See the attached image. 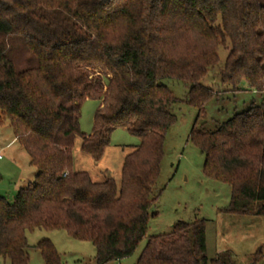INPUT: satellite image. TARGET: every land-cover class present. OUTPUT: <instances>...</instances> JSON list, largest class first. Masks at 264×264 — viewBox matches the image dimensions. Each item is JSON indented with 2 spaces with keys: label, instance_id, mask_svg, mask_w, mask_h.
Instances as JSON below:
<instances>
[{
  "label": "trees",
  "instance_id": "1",
  "mask_svg": "<svg viewBox=\"0 0 264 264\" xmlns=\"http://www.w3.org/2000/svg\"><path fill=\"white\" fill-rule=\"evenodd\" d=\"M221 48L222 85L237 92L245 83L263 102L211 131L198 122L217 96L203 81ZM168 79L199 111L190 140L205 156V176L232 189L225 212L264 217V0H0V125L10 123L37 171L12 202L0 197V258L29 264L27 233L35 230L92 243L97 264L136 252L176 123ZM87 100L101 102L90 136L80 127ZM118 129L140 139L120 185L109 174L95 182L73 172L78 138L98 163ZM36 249L45 264H62L50 241ZM136 264L231 263L208 258L205 222L197 221L149 238Z\"/></svg>",
  "mask_w": 264,
  "mask_h": 264
},
{
  "label": "rangeland",
  "instance_id": "2",
  "mask_svg": "<svg viewBox=\"0 0 264 264\" xmlns=\"http://www.w3.org/2000/svg\"><path fill=\"white\" fill-rule=\"evenodd\" d=\"M228 51L220 49V64L203 81L217 96L204 107L198 124L215 130L234 115L251 106H259L263 97L248 89L244 83L235 92L222 85L219 68L225 65ZM178 103L174 106L176 123L170 128L164 143V158L158 190L159 201L150 210L147 239L129 258L111 264H136L147 240L170 234L179 222L192 224L204 221L209 259L221 258L231 264H264V217L254 214L230 215L225 211L231 203L232 189L223 182L204 174L205 156L190 140L199 111L186 101L187 89L173 80H164ZM100 101L87 100L82 107L80 127L90 136ZM78 138L73 149V172H86L95 182H102L109 174L118 185L124 160L139 144L140 139L127 130L112 133L109 147L100 162L81 151ZM36 169L30 163L26 150L15 140L9 122L0 125V197L12 202L20 189L34 182ZM155 215V216H154ZM29 264H45L36 246L50 241L61 256L62 264H97L96 248L86 241L71 238L65 231L35 230L27 233ZM259 256L258 261H254ZM0 264H10L0 258Z\"/></svg>",
  "mask_w": 264,
  "mask_h": 264
},
{
  "label": "crops",
  "instance_id": "3",
  "mask_svg": "<svg viewBox=\"0 0 264 264\" xmlns=\"http://www.w3.org/2000/svg\"><path fill=\"white\" fill-rule=\"evenodd\" d=\"M16 140V139H15ZM17 141V140H16Z\"/></svg>",
  "mask_w": 264,
  "mask_h": 264
}]
</instances>
